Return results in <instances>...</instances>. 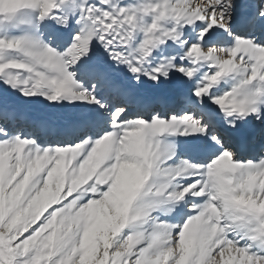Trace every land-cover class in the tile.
<instances>
[{
	"label": "snow or ice",
	"instance_id": "1",
	"mask_svg": "<svg viewBox=\"0 0 264 264\" xmlns=\"http://www.w3.org/2000/svg\"><path fill=\"white\" fill-rule=\"evenodd\" d=\"M0 264H264V0H0Z\"/></svg>",
	"mask_w": 264,
	"mask_h": 264
}]
</instances>
